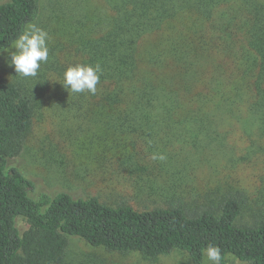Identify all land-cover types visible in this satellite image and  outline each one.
I'll list each match as a JSON object with an SVG mask.
<instances>
[{
  "label": "trees",
  "instance_id": "16d2710c",
  "mask_svg": "<svg viewBox=\"0 0 264 264\" xmlns=\"http://www.w3.org/2000/svg\"><path fill=\"white\" fill-rule=\"evenodd\" d=\"M104 1L110 14L100 15V36L82 48L83 64L102 73L95 94L73 93L79 104L100 96V115L134 128L190 124L220 133L232 123L248 142L264 143V0ZM41 10L42 0L0 3V49ZM34 116L28 92L0 76V264H66L72 237L150 259L181 251L193 264L213 245L220 264L229 256L264 264V219L239 223L244 194L196 210L183 200L138 210L66 192L35 199V183L9 166Z\"/></svg>",
  "mask_w": 264,
  "mask_h": 264
},
{
  "label": "rangeland",
  "instance_id": "374dc122",
  "mask_svg": "<svg viewBox=\"0 0 264 264\" xmlns=\"http://www.w3.org/2000/svg\"><path fill=\"white\" fill-rule=\"evenodd\" d=\"M109 12L104 0H42L40 17L32 24L49 34V59L37 76L20 77L8 65V53L0 54V76L22 86L35 103L33 129L9 166L35 183V199L66 192L138 210L183 200L196 210L244 194L248 204L239 223H250L255 214L264 219L263 141L248 142L232 123L222 133L201 132L190 124L130 127L93 108L100 96H86L82 106L63 88V73L83 65L82 48L100 36V15ZM66 264L193 263L181 251L150 259L94 248L72 237ZM203 264H211L207 256ZM227 264L246 263L229 256Z\"/></svg>",
  "mask_w": 264,
  "mask_h": 264
},
{
  "label": "clouds",
  "instance_id": "9594fccd",
  "mask_svg": "<svg viewBox=\"0 0 264 264\" xmlns=\"http://www.w3.org/2000/svg\"><path fill=\"white\" fill-rule=\"evenodd\" d=\"M49 39V34L45 30L36 24H29L20 32L9 49L6 51L0 49V52L8 53L10 60L7 63L14 67L17 75L22 78L36 77L41 64L49 59L47 46ZM101 73L102 68L99 64L69 66L63 73L61 85L72 93L95 94ZM205 252L211 264H220L222 256L218 247L209 245Z\"/></svg>",
  "mask_w": 264,
  "mask_h": 264
}]
</instances>
